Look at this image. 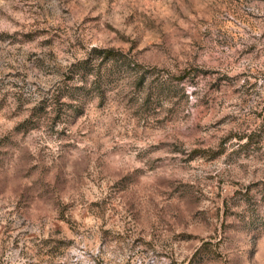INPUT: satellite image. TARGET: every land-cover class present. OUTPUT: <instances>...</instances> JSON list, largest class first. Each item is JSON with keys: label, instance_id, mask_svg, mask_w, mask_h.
<instances>
[{"label": "rangeland", "instance_id": "374dc122", "mask_svg": "<svg viewBox=\"0 0 264 264\" xmlns=\"http://www.w3.org/2000/svg\"><path fill=\"white\" fill-rule=\"evenodd\" d=\"M0 264H264V0H0Z\"/></svg>", "mask_w": 264, "mask_h": 264}, {"label": "trees", "instance_id": "16d2710c", "mask_svg": "<svg viewBox=\"0 0 264 264\" xmlns=\"http://www.w3.org/2000/svg\"><path fill=\"white\" fill-rule=\"evenodd\" d=\"M119 56L121 54L114 49H94L93 56L72 65L70 68L71 80L81 82V85L73 87V92L69 95L60 94L59 92L56 95V99L59 101L64 96L71 97L78 104L75 106V112H81L87 97L106 98V76L103 73L104 64L102 62H108L109 60L116 61V58ZM99 60H102L100 64Z\"/></svg>", "mask_w": 264, "mask_h": 264}]
</instances>
